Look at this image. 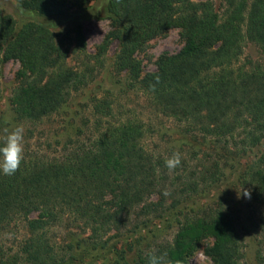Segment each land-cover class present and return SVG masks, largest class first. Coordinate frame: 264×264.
I'll list each match as a JSON object with an SVG mask.
<instances>
[{
	"label": "trees",
	"instance_id": "1",
	"mask_svg": "<svg viewBox=\"0 0 264 264\" xmlns=\"http://www.w3.org/2000/svg\"><path fill=\"white\" fill-rule=\"evenodd\" d=\"M90 1L16 3L22 12L59 18ZM222 2L219 12L211 0H108L110 29L94 54L87 52L81 26L74 27L75 51L83 56L79 67L69 65L47 23L28 20L17 29L14 17L0 10V94L3 64L16 60L21 66L9 98L17 124L37 126L58 114L72 93L92 81L116 42L112 72L146 95L154 113L205 146H188L191 159L205 163L181 158L170 171L166 157L143 145L148 127L141 118H118L109 96H94L82 128L73 118L65 126L70 134L62 153L27 145L14 175L0 171V231L20 224L25 230L17 250L2 253L0 264H148L153 250L167 252L174 264H189L201 250L213 264H242L243 239L232 212L217 202L184 214L193 195L237 173L259 205L255 225L264 232V0ZM171 28L180 30L183 46L144 72L137 54ZM247 42L259 48L262 60L240 65ZM0 122L10 126L2 115ZM169 189L178 198L164 206ZM175 223L170 241L143 244L159 231L156 226ZM258 264H264V250Z\"/></svg>",
	"mask_w": 264,
	"mask_h": 264
},
{
	"label": "rangeland",
	"instance_id": "2",
	"mask_svg": "<svg viewBox=\"0 0 264 264\" xmlns=\"http://www.w3.org/2000/svg\"><path fill=\"white\" fill-rule=\"evenodd\" d=\"M17 0H0V10L2 14H11L16 20V27L19 29L22 24L28 20H38L47 23L52 30L58 34V42L66 53L69 65L80 66L83 56L75 51L74 27L80 25L87 43V52L94 54L97 46L102 42L105 34L110 29L109 21L105 18V7L108 0H91L87 5L81 8L73 9L59 18H44L30 13H25L17 7ZM201 1V0H200ZM205 1V0H202ZM214 2L217 10L221 12L224 7L222 0H211ZM183 46V40L180 36V30L171 28L163 35L150 40L144 51L137 54L142 61L143 71L150 72L156 69V61L162 54H174ZM117 50L116 42L109 47L107 55L103 60V67L96 65V72L92 81L84 88L72 93L68 103L51 117L45 119L37 126L31 124H19L25 129L24 145L30 146L31 150H45L48 154H60L63 151V144L66 136L70 134L67 131L68 123L72 122L76 127L90 115L92 108V99L94 96H109L113 100L114 113L120 118L124 116H133L141 118L148 127L143 145L146 149L155 154H162L168 158L174 151L181 153L182 159L190 160V164H203V160L191 159L190 148L205 150L204 144L193 140L189 136L181 134L180 127L172 119L157 115L150 108L148 98L140 90H131L126 87L125 75H117L112 72V60ZM262 60V55L257 46L247 42L244 52L240 58L239 64L246 65L248 62H258ZM21 70L20 63L16 60H8L2 66L1 94H0V118L4 117L5 122H0V136H5V129L17 124L10 115L9 98L13 89L19 83L17 73ZM72 123V124H73ZM66 126V127H65ZM75 127V128H76ZM179 140V141H175ZM258 153V150H255ZM201 156V155H200ZM243 189L237 179V173H228L226 182L222 186H214L202 194L193 195V200L185 203V215H192L201 210H207L215 207L217 202L221 207L232 212L239 221L238 231L243 239L244 259L242 264H258L260 253L264 250V232L256 227L255 222L259 216V205L255 204L253 199L244 197L243 194L238 198V192ZM172 190V191H170ZM174 189H169L166 194V203L169 206L172 198H178ZM153 201L158 200V196L152 197ZM152 218V215H151ZM183 219V218H181ZM156 220L148 223V229L152 230V224ZM159 230L150 239L143 244L149 246L155 243L170 241L176 232L175 226L171 228L156 226ZM154 230V229H153ZM24 226L20 224L11 231H0V255L14 254L24 235ZM147 247V245H146ZM189 264H213L211 259L199 251Z\"/></svg>",
	"mask_w": 264,
	"mask_h": 264
},
{
	"label": "clouds",
	"instance_id": "3",
	"mask_svg": "<svg viewBox=\"0 0 264 264\" xmlns=\"http://www.w3.org/2000/svg\"><path fill=\"white\" fill-rule=\"evenodd\" d=\"M5 133L3 142L0 143V171L5 175L12 176L18 171L24 159L25 129L22 125L14 124L10 128L5 129ZM180 164L181 153L178 150L174 151L165 160V166L170 171L175 170ZM241 193L244 197L251 198V191L249 189H241L238 192V198ZM165 194L168 193L165 192ZM148 264H174V262L168 257L167 252L158 253L156 250H153L148 257Z\"/></svg>",
	"mask_w": 264,
	"mask_h": 264
}]
</instances>
